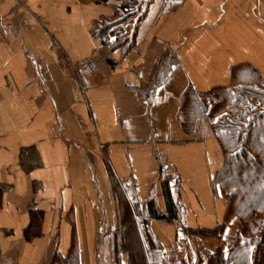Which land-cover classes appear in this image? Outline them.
Instances as JSON below:
<instances>
[{
  "label": "crops",
  "instance_id": "1",
  "mask_svg": "<svg viewBox=\"0 0 264 264\" xmlns=\"http://www.w3.org/2000/svg\"><path fill=\"white\" fill-rule=\"evenodd\" d=\"M159 3L132 48L110 49L92 31L119 2L0 0V264H60L72 248L78 264H110L114 177L154 216L172 264L185 261L188 232L224 222L226 199L212 191L220 144L208 124L186 134L178 113L189 86L227 87L240 65L264 79V0H182L156 13Z\"/></svg>",
  "mask_w": 264,
  "mask_h": 264
},
{
  "label": "trees",
  "instance_id": "2",
  "mask_svg": "<svg viewBox=\"0 0 264 264\" xmlns=\"http://www.w3.org/2000/svg\"><path fill=\"white\" fill-rule=\"evenodd\" d=\"M111 1L119 2L114 6L113 17L96 22L93 35L110 49H130L136 42V27L131 32L123 29L118 32L114 27L124 28L141 21L148 9L141 12V0H96L99 4ZM112 37H115L113 41ZM177 60L175 53L162 60L154 75L153 89L167 79ZM230 73L232 83L227 87L199 91L189 86L182 97L178 117L184 132L194 137L198 136L200 124H208L224 156L223 167L212 179L214 195L226 199L224 222L213 231L199 232L221 235L232 217L241 221L234 244L227 250L219 247L208 253L207 264H264V90L261 88L264 79L250 65H240ZM167 171L165 166H160L162 174ZM113 180L121 224L110 238L113 243L110 264H119L121 253L128 256V264H172L150 231L149 221L154 216L143 215L140 204L127 198L120 182L115 177ZM77 256V250L72 248L66 259L55 255L54 260L60 264H78ZM203 261L199 257L197 264Z\"/></svg>",
  "mask_w": 264,
  "mask_h": 264
},
{
  "label": "rangeland",
  "instance_id": "3",
  "mask_svg": "<svg viewBox=\"0 0 264 264\" xmlns=\"http://www.w3.org/2000/svg\"><path fill=\"white\" fill-rule=\"evenodd\" d=\"M96 1V0H95ZM143 2V7H142V13L143 11L148 9V12L150 10V7L152 4L156 2V0H141ZM152 1V3L149 5V3ZM159 4L157 7V12L160 13L161 11L167 12L171 10V8L174 6V8L177 6V3L179 2L178 0H159ZM97 3V2H96ZM99 4V3H98ZM149 5V7H148ZM148 12L146 16L141 20V21H135V27H136V36L138 37L140 33L144 30V26H141L142 22L145 21ZM117 26V25H116ZM115 26V27H116ZM119 26V25H118ZM127 26V25H126ZM126 26L123 29L125 32H131L135 28L127 29ZM262 90H264V86L261 87ZM198 136H202L206 134V130L204 125H201L200 129L198 128ZM232 221L237 222L238 224V231L241 229V221L238 217L234 216L232 217L228 222L224 230H226L227 226L229 223ZM218 228V227H217ZM233 230L235 227H231ZM215 230V229H214ZM213 231V230H209ZM237 231V233H238ZM223 234V233H222ZM221 234V235H222ZM188 235L191 237V242H188L185 247H182L183 249V256L185 258V261L183 264H197L198 258H203V264H207V254L208 253H213L216 251L219 247L224 248L227 250L228 247L232 246L236 240V235L235 237H221L220 234L217 235H211L209 233H201V232H188ZM111 253V250H109ZM109 259L111 260V257L109 255Z\"/></svg>",
  "mask_w": 264,
  "mask_h": 264
},
{
  "label": "built area",
  "instance_id": "4",
  "mask_svg": "<svg viewBox=\"0 0 264 264\" xmlns=\"http://www.w3.org/2000/svg\"><path fill=\"white\" fill-rule=\"evenodd\" d=\"M24 25H27V20L26 19H24ZM135 27V24L134 23H129V24H127V26H126V28L127 29H131V28H134ZM114 30L115 31H121L122 29H121V27L120 26H116V27H114ZM101 148H103V146H101Z\"/></svg>",
  "mask_w": 264,
  "mask_h": 264
}]
</instances>
